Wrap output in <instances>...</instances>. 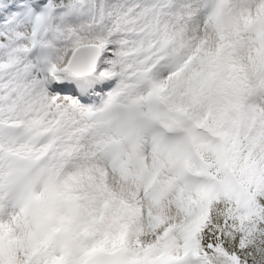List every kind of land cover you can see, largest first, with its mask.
<instances>
[{
	"label": "snow or ice",
	"instance_id": "snow-or-ice-1",
	"mask_svg": "<svg viewBox=\"0 0 264 264\" xmlns=\"http://www.w3.org/2000/svg\"><path fill=\"white\" fill-rule=\"evenodd\" d=\"M0 264H264V0H0Z\"/></svg>",
	"mask_w": 264,
	"mask_h": 264
}]
</instances>
